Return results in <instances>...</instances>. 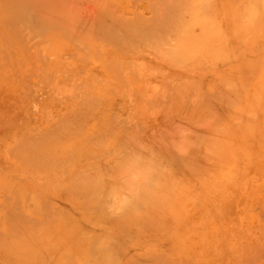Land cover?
Listing matches in <instances>:
<instances>
[{"label": "rangeland", "instance_id": "374dc122", "mask_svg": "<svg viewBox=\"0 0 264 264\" xmlns=\"http://www.w3.org/2000/svg\"><path fill=\"white\" fill-rule=\"evenodd\" d=\"M5 1L0 0V5L4 4L3 9L0 6V41H12L20 56L29 53L35 61L28 56L32 64L23 67L30 92L0 98V119L4 118L0 120V156L8 161L0 165V264H264V0H24L22 7L16 0L6 2L14 11L18 7L17 11H24L19 13L23 22L16 21L21 28L17 27L32 37L34 49L14 44L17 24L5 19L4 6L9 8ZM163 1L183 4V14L176 11L183 19L173 13L183 21L174 23L176 17L171 15L170 25L163 24L170 27V33L165 31L166 39L140 42L143 38L134 36L137 27L133 23L142 20V25L144 19H150L149 25L152 17L155 24L160 11L174 5H164ZM150 7L151 12L157 8L154 12L159 15L151 13ZM137 13H142L138 15L143 19L135 18ZM122 19L134 25L133 30L124 29L110 43V31L102 30L100 23L113 20L121 24ZM21 31L18 34L25 39ZM121 35L133 40L129 46L141 43L137 48L132 45L134 51L128 46L132 55L122 49L121 42L128 43L125 36L118 40ZM113 40L121 41L120 45ZM37 55L43 60H37ZM117 56L124 57L123 67L116 63ZM110 57L119 64H113L118 70L113 65L108 69L104 66ZM42 65H52L54 73H45L47 68ZM62 65L67 75L59 76ZM28 67L35 69L34 75ZM82 70L102 74L106 93L96 88L99 100L94 103L101 100L105 104H99L100 110L89 104L87 119L83 117L85 123H77L79 127L74 123L59 128L62 143L70 145L62 148L63 152L71 147L70 140L76 139L81 128L87 129L86 139L91 140L85 143L83 139V144L81 139L79 146L68 150V160L65 154L60 163L56 162L57 176L49 168L51 175L47 173L50 177L53 174L54 180L62 173L66 180L65 176L75 170L73 180H55L50 188L48 180L39 181L38 173L32 177L21 170L23 165L14 157L11 160L8 148L14 144L15 134L26 140L57 127L51 126L48 118L58 117L59 111L65 113L67 105L71 109L74 105L67 97L62 102L55 96L60 91L68 96L83 95L86 88L82 85L88 87L91 77L87 72L81 76ZM51 74L57 77L53 79ZM48 76L55 82L52 87L46 82L51 79ZM16 79L21 81L19 76ZM49 99L56 102L48 103L52 109L45 106ZM95 120L102 123L99 132H92ZM7 131L15 132L13 137ZM10 137L13 144L8 146ZM76 148L79 152L74 151ZM62 162L70 164L65 166L70 168L69 174L61 168ZM73 163L88 172L81 170V175L71 167ZM71 180L82 188H74ZM38 188L43 189L40 192ZM83 190L87 194L84 197ZM38 202L41 207L36 206ZM85 203H90L89 208ZM10 215L18 217L15 221L19 226L28 223L24 230L35 234V241L20 240L16 233L14 239L13 227L8 230L14 221Z\"/></svg>", "mask_w": 264, "mask_h": 264}, {"label": "bare ground", "instance_id": "6f19581e", "mask_svg": "<svg viewBox=\"0 0 264 264\" xmlns=\"http://www.w3.org/2000/svg\"><path fill=\"white\" fill-rule=\"evenodd\" d=\"M11 1H13V0H7V1H5L4 3H8V2H11ZM15 1V0H14ZM19 1V2H18ZM24 0H16V2H12L13 4L12 5H15V3L19 6V4L18 3H20V6L22 7V6H25V5H22V2H23ZM36 1V0H35ZM39 1V0H38ZM37 1V2H38ZM41 1V0H40ZM44 1V0H43ZM113 1V0H112ZM26 2V1H25ZM28 2V1H27ZM31 2V1H30ZM32 2H33V0H32ZM37 2H35V3H37ZM114 2V1H113ZM113 2H112V4H113ZM116 2V1H115ZM119 2V1H118ZM126 2H128L127 0H126ZM160 2H161V0H160ZM159 2V3H160ZM169 2V1H168ZM168 2L166 1L165 3H167L168 4ZM7 3H6V5H7ZM24 3V2H23ZM163 3H164V1H163ZM165 3H164V5H165ZM170 3V2H169ZM172 3H174V5L173 6H168V7H164L165 9L163 10V12H162V10L160 11L161 12V14L162 15H160V16H158L159 15V13H158V15L156 14V10H158L157 8H158V6L156 5V12H154V10H153V12H151L152 11V8H151V10H150V12L151 13H154L156 16H158L157 18H154V19H157V20H155V24H152V17H150L151 18V23L150 24H152V25H148V24H146L148 21L150 22V19H148V17L149 16H146L147 17V19H148V21L147 22H145V19H144V23H142V25L140 24L141 22H143L142 20L140 21V22H137V24H136V22H132L134 25H135V27H137V29H135V32H133L134 34H136V35H134V36H137V37H139V38H143V39H145V40H141L140 41V39L139 38H136V39H139L138 41H140V42H144V43H147V41L146 40H148L149 41V44L151 43V42H153V41H155L156 43L157 42H159L160 43V41H163V39H166L165 37H167L166 35H165V31H166V34H167V32L169 31V29H167L168 27H169V25H170V23L168 22V19H172V18H170L171 17V15L172 16H175V14H179V12H180V14H183V13H181V11H180V9L183 7V4L182 5H180V6H178L177 4H175V2H172L171 1V3L170 4H172ZM177 3V2H176ZM1 4H3V2L1 3ZM28 4H29V2H28ZM27 3H26V7L25 8H27L28 9V5ZM115 4V3H114ZM122 4V3H121ZM4 5V4H3ZM3 5H0L1 7L3 6ZM28 5V6H27ZM153 5V4H152ZM154 5V6H155ZM159 5V4H158ZM161 5H162V3H161ZM161 5H159L160 7H161ZM176 5V6H175ZM8 6V5H7ZM11 6V4L8 6L9 8H7L6 6H4V9H5V12L7 11V16H6V18L5 19H11L12 21H14V24L16 23L17 24V22H19L20 20L19 19H21V21L23 22V20H22V18H21V16H23L22 14L24 13V11H23V13L22 14H19L20 12L19 11H17V10H20V7H18V9L16 10V8H15V10L16 11H14V9L13 8H11L10 7ZM178 6V7H177ZM1 7H0V9H1ZM159 7V8H160ZM154 8V7H153ZM163 7H161V9H162ZM2 9H3V7H2ZM6 9H11V11L9 10H6ZM183 9V8H182ZM26 10V9H25ZM160 10V9H159ZM1 11V10H0ZM176 11H177V13H176ZM179 11V12H178ZM159 12V11H158ZM175 12V14L173 15V13ZM9 13V14H8ZM138 14H142V13H137V15H136V17H135V15L133 16V21H134V19L135 18H137V17H140ZM153 14V15H154ZM177 14V17H182V16H180V15H178ZM24 15H26V13L24 14ZM143 15V14H142ZM2 16V15H1ZM1 16H0V18H1ZM150 16H152V14L150 15ZM4 17H5V15H4ZM3 17V18H4ZM11 17V18H10ZM25 18L27 17V15L26 16H24ZM111 17V16H110ZM135 17V18H134ZM154 17V16H153ZM176 17V16H175ZM176 17V19H174V23H179V22H182V21H180L181 20V18H180V20H179V18H177ZM15 20H14V19ZM104 18V17H103ZM102 18V20L103 21H105L104 19ZM106 18V17H105ZM141 18V17H140ZM140 18H138V20H140ZM145 18V17H144ZM108 20L110 19V18H107ZM112 19H114V18H112ZM141 19H143V18H141ZM146 19V20H147ZM182 19H183V17H182ZM1 20H3L2 18L0 19V21ZM18 20V21H17ZM108 20H107V22H102L101 21V23H100V25H101V29L102 30H107V31H110V41H109V38H108V41L111 43L112 41V39H115L116 37H119V34L121 33V31H123L124 29H127V30H133L132 28H133V26H131L132 24L129 22V21H127V20H124V19H122V20H124V21H122V22H124V24L121 22V24H119V22L118 23H114V22H112L113 20H111V22H108ZM137 20V19H136ZM175 20H177L178 22H175ZM17 21V22H16ZM114 21H116V19H114ZM118 21V20H117ZM121 21V20H120ZM164 21H165V23H164ZM172 21V20H171ZM170 21V22H171ZM153 22H154V20H153ZM169 23V25L166 27L165 25H163V24H168ZM21 22H19L18 24H20ZM13 24V25H14ZM15 24V25H16ZM18 24L16 25V26H14V27H17L18 26ZM138 24H140V26L138 27V26H136V25H138ZM20 26V25H19ZM18 26V27H19ZM172 26V25H171ZM15 28V30H16V32L15 33H13V42H14V44L17 46V47H29L30 49L32 48V49H34V47H35V44H34V41H31L30 39L32 38H30V36L28 35H25L23 32V30L22 29H19V28H21V27H19V28ZM12 28H13V26H12ZM104 28V29H103ZM170 28V27H169ZM19 31H21L20 33H21V35L23 34V37L24 36H26V38L25 39H23L19 34H18V30ZM14 30V29H13ZM101 31V30H100ZM99 31V32H100ZM126 32V31H125ZM125 32H123V34H125ZM128 33V32H127ZM126 33V34H127ZM169 33H170V31H169ZM130 34V33H129ZM15 35V36H14ZM133 35H132V32H131V34L129 35L130 37H133ZM123 36H125V35H121L120 36V38L118 39V40H120ZM1 37V36H0ZM27 38H29V40L27 39ZM126 40H127V45L125 44L126 42V40L124 41L125 43H123V41L121 42L124 46L126 45V48L128 49L129 47L131 48H133L132 49V51H134L135 50V48L134 47H136V45H138V44H141V43H136L135 41H137V40H135L134 42L136 43V44H131L132 43V41L133 40H131V38H130V40H129V37H124ZM39 39V38H38ZM117 39V38H116ZM115 39V40H116ZM134 39V38H133ZM115 40H113V44H116V45H120L118 42L116 43L115 42ZM122 40H123V38H122ZM26 41V42H25ZM129 41L131 42L130 43V46H129ZM151 41V42H150ZM165 41V40H164ZM115 42V43H114ZM133 42V43H134ZM12 43V41H4L3 39H1V41H0V89H3L2 91L0 90V98H3L5 95H11V94H13V93H17L18 92V94H24V96H25V94H27V90L29 89L28 87H30L29 86V82L28 81H24V79H23V76L25 75V71H24V65H25V67L26 66H30V64H32V62L30 61L31 60V58H33V57H31L30 55H32V54H29V53H27V54H24L23 56H20L19 55V53L18 52H16L15 51V47H14V45L13 44H11ZM25 43V44H24ZM123 45H121L120 47L123 49V50H125L126 52L128 51H130V53H129V55L132 53L131 52V49H124V46ZM134 47H133V46ZM129 46V47H128ZM121 48H119V49H121ZM137 48V47H136ZM25 49H27L28 50V48H25ZM122 50V51H123ZM124 51V52H125ZM30 52V51H29ZM127 52V53H128ZM37 53H40L39 52V50H37ZM127 53H126V55H127ZM133 54V53H132ZM131 54V55H132ZM135 54H136V52H135ZM34 55V54H33ZM109 55V54H108ZM119 55H120V53H119ZM137 55V54H136ZM28 56H30L31 58H29ZM38 57H39V59L38 58H36L37 60H40L41 59V61L43 60L42 58H40V56L39 55H37ZM109 56H111V55H109ZM128 56V55H127ZM135 56V55H134ZM134 56H132V58H134ZM90 57V56H89ZM136 57V56H135ZM107 59H108V57H106ZM123 59H124V57H122ZM122 58H120L119 59V57L117 56L116 58H115V60H117V59H119L116 63H118L119 62V64H120V62H121V65H122V61H123V59ZM125 58H126V56H125ZM131 58V59H132ZM34 60H32V61H35V58H33ZM45 59V58H44ZM86 61H89L88 60V57L86 58H84ZM95 59V58H94ZM106 59V61H108ZM112 59V57H110V62H112V63H110V62H105L104 63V66L108 69V67H110L111 65H115V61H114V58H113V60H111ZM122 59V60H121ZM130 59V58H129ZM142 59V58H141ZM53 60V59H52ZM121 60V61H120ZM133 60V59H132ZM132 60H130V62L132 61ZM137 60V59H136ZM136 60H135V62H136ZM45 61H47V62H45V64L47 65V63H48V60H45ZM54 61V60H53ZM86 61H84L83 63H86ZM91 61V60H90ZM89 61V62H90ZM105 61V60H104ZM129 61V60H128ZM51 62V61H50ZM60 62V61H59ZM64 62V61H63ZM130 62H126V63H130ZM125 63V65H127L128 67H129V65L128 64H126ZM137 63H138V61H137ZM136 63V64H137ZM33 64H35V63H33ZM52 64V63H51ZM65 66L67 65V62L65 61ZM87 64V63H86ZM119 64H116L115 66H118ZM124 64V63H123ZM94 65V64H93ZM96 65V68H98L97 67V65L98 64H95ZM113 65V66H114ZM43 66V65H42ZM41 66V68H40V70L45 66H43L42 67ZM65 66L63 67V65H62V67H63V69H61V71H60V74H59V76L60 75H67V70H66V68H65ZM87 66H89V68H90V65H87ZM92 66V65H91ZM103 66V67H104ZM115 66H114V68H115ZM131 66V65H130ZM46 67V66H45ZM45 67L43 68V69H45ZM52 65H50L49 67H46L47 69H45L46 71H45V73H52L53 72V70H52ZM112 67V66H111ZM120 67H123V65L122 66H120L119 65V68ZM134 67V69L136 68L135 67V65L133 66ZM99 68H102V66H99ZM113 68V67H112ZM112 68H109V69H112ZM125 68V67H124ZM88 69V68H87ZM92 69V68H91ZM128 69V68H127ZM30 69H29V67H28V71H29ZM32 70V69H31ZM30 70V71H31ZM34 71H35V69H33ZM39 70V69H38ZM106 70V69H105ZM115 71L116 70H118V67L117 68H115L114 69ZM34 71H31V72H33V75L35 74V72ZM89 72L91 71V70H88ZM88 71L86 70V71H83L82 70V72L83 73H81L80 72V75L82 76V74H84V72H87V74H89L88 73ZM109 71V70H108ZM108 71H103V72H107L108 73ZM113 71V69L111 70V74L112 73H115V72H112ZM40 72H42V71H40ZM40 72H38V74L40 73ZM118 72V71H117ZM117 72H116V74H117ZM29 73V72H28ZM43 73V72H42ZM45 73H43V74H45ZM54 73V72H53ZM31 74V73H30ZM42 74V75H43ZM49 74H47V75H49ZM109 74H110V72H109ZM27 75V74H26ZM25 75V76H26ZM47 75L44 77V78H46L47 77ZM51 75H53V74H51ZM86 75V74H85ZM100 75H102V74H100V73H94V72H92L91 74H89L88 75V77H91V81H89V83L87 84V86L88 87H86V86H84V85H82L84 88H86V90H85V93L83 94V95H81V96H74V95H70V96H68V95H66V94H64L62 91H60L59 92V95H56L55 97L58 99V101H62L64 98L66 99V97H67V99H71V105H72V103H73V108L71 109V108H69V106H70V104H69V106L67 105V111H65V113H60V111H59V116L57 117H50V118H48V121L51 123V126H57V127H55V128H50L49 129V124L47 123V121H45L47 124H48V131L46 132V134L44 135V136H41V135H39V133H40V131L38 132V135H36L35 134V136L34 137H32V138H30L29 137V139H26V140H21V137H15L16 136V134L14 135V138H13V140H14V144L10 141V140H12V138L11 137H13V134L15 133V132H8L9 131V129H8V133L10 134V133H12L11 134V137L9 138V139H7V140H9L8 141V146H9V144H13L12 146H10V148H8V155H9V157H12V159L11 160H13V157H14V161L15 160H17V162L19 163V164H21V165H23V166H21V170H23V169H25V170H27L25 173H27V172H30V173H28L29 175H34L35 173H36V177H37V173L39 174V181H47L48 183V185L50 186V188H51V186H52V184H54V182H55V180H54V177H53V174L55 173L56 174V169H54L56 166H55V164H56V162H59L60 163V161H62V160H60V158L62 159V157L63 156H65V154H67L65 157H66V159L65 160H68V158H69V156L70 155H68V153H70V151H68V150H70V148L72 147V148H75L76 147V145H77V143H78V141H80L81 139V143H83V139H86V136L88 135L87 133V129L85 128H83L84 129V131L83 130H81L80 129V132H79V134L76 136V139H71L70 140V144H71V147L70 148H67L64 152L63 151H61V149L62 148H66V147H69V146H67L66 144H68V142L65 144V142L64 143H62V141H61V139L64 137H62L61 138V136H60V132H59V128L62 126H65V128H66V126H70L71 124H74V123H76V127L78 126L77 125V123L78 124H80L81 122H82V120L84 119L83 117H85L86 119H87V115H88V109H90L89 107H88V105L90 104L91 106L93 105H96L95 103H97V99L99 100V97H98V95L96 94V88H98V90H101V91H103V89H104V87L106 86V85H104L103 83H102V81L103 80H100V77H102V76H100ZM118 75H119V73H118ZM118 75H116L117 76V78H118ZM19 76V79L21 80V81H19V80H17L16 78ZM28 76V75H27ZM50 76V75H49ZM48 76V77H49ZM54 77H52L53 79L55 78V77H57L56 75H53ZM115 76V77H116ZM119 76H121V75H119ZM29 77V76H28ZM38 77V76H37ZM42 77V76H41ZM51 77H49V78H51ZM64 77V76H63ZM67 77V76H66ZM65 77V78H66ZM106 77V78H105ZM108 77L109 76H107V74H106V76H104V78L107 80L108 79ZM113 77V76H112ZM27 78V77H26ZM52 78L48 81V78L46 79L47 81L46 82H48V86H50V87H52L51 85V83H55V82H53V80H52ZM103 78V77H102ZM43 79V78H42ZM111 79V78H110ZM109 79V80H110ZM114 79V78H113ZM45 80V79H44ZM106 80H104L105 82H107ZM112 80V79H111ZM110 80V81H111ZM118 80V79H117ZM38 81V80H37ZM52 81V82H51ZM39 82H40V80H39ZM118 82H120V81H118ZM33 83V82H32ZM42 83H44V81L42 82ZM110 83V82H109ZM112 83V82H111ZM98 84H101V86L100 87H98ZM41 85V84H40ZM45 85H46V83H45ZM96 85H97V87H96ZM47 86V85H46ZM45 86V87H46ZM47 86V87H48ZM31 87H33V86H31ZM46 87V88H47ZM107 87V86H106ZM36 88V87H35ZM27 89V90H26ZM6 90L8 91V92H6ZM30 90V89H29ZM109 90H110V87H109ZM111 90H113V89H111ZM33 91V90H32ZM100 91V92H101ZM30 92V91H29ZM28 92V93H29ZM103 92H105V91H103ZM35 93V92H34ZM34 93H33V95H34ZM106 93V92H105ZM93 94H95L96 96H94ZM99 94V93H98ZM30 96H31V94H30ZM36 96V95H35ZM34 96V97H35ZM53 96H54V94H53ZM104 96V95H103ZM103 96H101V99L103 98ZM110 96V95H109ZM95 97H97V98H95ZM29 98H31V97H29ZM26 99V98H25ZM55 99V98H54ZM54 99H49V100H47V104L45 103V106L46 107H48V103H49V105H51L52 104V102L53 101H51L50 102V100H54ZM28 100V99H27ZM31 100H33V99H31ZM30 100V101H31ZM36 99H34L33 101H35ZM68 100V101H69ZM32 101V102H33ZM37 101V100H36ZM45 101V100H44ZM58 101H57V103H58ZM66 101V100H65ZM54 102H55V100H54ZM54 102H53V104H54ZM63 102V101H62ZM95 102V103H94ZM44 103H43V105H44ZM56 103V102H55ZM101 103H104L103 101H99V104H101ZM25 104V103H24ZM61 104V103H60ZM99 104H97V105H99ZM105 104V103H104ZM43 105H42V107H43ZM62 105H63V103H62ZM96 105V107H100V105L99 106H97ZM53 106V108H54V105H52ZM13 107V106H12ZM15 107V106H14ZM18 107V106H17ZM27 107H28V105H27ZM27 107H26V109H27ZM50 107V109H52L51 108V106H49ZM48 107V108H49ZM71 107V106H70ZM86 107H88V109L86 110ZM16 108V107H15ZM24 108V107H23ZM93 108V107H92ZM25 109V108H24ZM42 109H44V107L42 108ZM59 109V108H58ZM65 109V110H66ZM100 109H102V108H99V110ZM97 110V109H96ZM3 111V110H2ZM17 108H16V110H15V113L16 114H18L17 113ZM26 111V110H25ZM24 111V112H25ZM44 111H46L47 112V108L46 109H44ZM43 111V112H44ZM95 111V110H94ZM27 113H28V111H26ZM25 112V113H26ZM46 112H44V113H46ZM48 112H49V110H48ZM47 112V113H48ZM56 112H58V111H56ZM55 112V113H56ZM63 112V111H62ZM92 112V111H91ZM91 112H90V114H91ZM13 113H14V111H13ZM14 113V114H15ZM24 113V114H25ZM44 113H42V115H44ZM102 114H104V112H101ZM1 114H3L4 115V113H2L1 112ZM10 114H11V112H10ZM9 114V115H10ZM16 114L14 115V116H16ZM29 114V113H28ZM57 114V115H58ZM30 115H32V114H30ZM48 115V114H47ZM46 115V116H47ZM50 115H51V113H50ZM49 115V116H50ZM4 116H6V115H4ZM45 116V117H46ZM96 117V116H95ZM95 117H93V116H90V117H88V118H94V119H96ZM7 118V117H6ZM32 117H30V119H31ZM34 118V117H33ZM42 118V117H41ZM2 119H4V118H1L0 120H2ZM44 119H46V118H44ZM28 120V119H27ZM100 120V119H99ZM19 121L20 122H22L20 119H19ZM20 122H19V124H20ZM25 123H26V121H24ZM28 122V121H27ZM41 122H42V120H41ZM44 122V124L46 125V123ZM95 122L97 123V125L96 126H94V128H92L91 127V129H92V132H93V130H96L97 131V129H99V126L102 124V123H100L101 122V120H100V122H98V120H95ZM25 123L23 124L24 126H25ZM32 123V122H31ZM40 123V122H39ZM43 123V122H42ZM82 123H85V122H82ZM1 124V123H0ZM3 124V123H2ZM43 124V125H44ZM3 125H6V124H3ZM3 125H2V127H3ZM20 125H22V124H20ZM87 125V124H86ZM103 126H104V124H103ZM0 127H1V125H0ZM71 127V126H70ZM72 127H74V126H72ZM79 127V126H78ZM80 127H81V125H80ZM35 128H38L37 126H35ZM103 128V127H102ZM1 129V128H0ZM3 129H5L4 127H3ZM30 129H32V128H29V130ZM47 129V128H46ZM71 129V128H70ZM78 129V128H77ZM104 129V128H103ZM107 130H108V128H106ZM33 130V129H32ZM38 130H39V128H38ZM73 130H74V128H73ZM76 130V129H75ZM85 130H86V132H85ZM4 131V130H3ZM31 131V130H30ZM35 131H37V129L35 130L34 129V132ZM71 131V130H70ZM91 131V130H90ZM58 132H59V134H58ZM61 132H62V130H61ZM97 132H99V131H97ZM103 132V131H102ZM105 132H106V130H105ZM8 133H6V135L8 134ZM24 133V132H23ZM30 133V132H29ZM32 134H33V132H31ZM30 133V134H31ZM45 132H43V134H44ZM69 133V132H68ZM76 133H77V131H76ZM108 133V132H107ZM106 133V134H107ZM110 133V132H109ZM27 134H28V132H27ZM31 134V135H32ZM41 134V133H40ZM62 134V133H61ZM74 134H75V131H74ZM91 134H93V133H91ZM90 134V136L92 137V135ZM99 133H97V135H98ZM106 134L105 133H103V135H105L106 136ZM6 135H4V137L6 136ZM20 135V134H19ZM34 135V134H33ZM63 135H65V133L63 134ZM72 135H73V133H72ZM71 135V136H72ZM96 135V136H97ZM99 135H101V131H100V134ZM98 135V136H99ZM3 136V135H2ZM21 136V135H20ZM24 136H26L25 134H24ZM30 136V135H29ZM68 136H70V134L68 135ZM4 137H2L3 139H6V138H8L9 137V135L6 137V138H4ZM102 137V136H101ZM101 137L99 136V138L101 139ZM104 137V136H103ZM27 138H28V136H27ZM24 139V138H23ZM68 139H70L69 137H68ZM67 139V140H68ZM89 139V138H88ZM88 139H86V142L85 143H88L87 141H90V140H88ZM99 139V140H100ZM0 140H1V137H0ZM64 140V139H63ZM98 140V141H99ZM101 141V140H100ZM99 141V142H100ZM1 143H2V140L0 141ZM9 142H11V143H9ZM102 142V141H101ZM65 145V147H64V145ZM84 144V143H83ZM63 145V146H62ZM87 145V144H86ZM5 146H6V144H5ZM77 146H79V145H77ZM87 146H89V145H87ZM92 147H93V145H91ZM0 147H2V146H0ZM6 148V147H5ZM80 148V147H79ZM97 148V147H96ZM96 148H94V150H96ZM87 149V148H86ZM98 149V148H97ZM6 150H7V148H6ZM72 150V149H71ZM68 151V152H67ZM74 151L75 152H77L78 151V148H76V149H74ZM2 152H3V150H2ZM5 152V151H4ZM3 152V153H4ZM79 152V151H78ZM71 153H73V151L71 152ZM1 154V153H0ZM81 154V153H80ZM72 155V154H71ZM74 155V154H73ZM76 155V154H75ZM74 155V156H75ZM4 156V155H3ZM79 156V155H78ZM5 157V156H4ZM64 157V158H65ZM5 159V158H4ZM3 159V157L2 156H0V165H2L3 163H6V159H7V157H6V159H5V162L3 161L4 160ZM72 159H74V157L72 158V156H71V161H72ZM64 160V161H65ZM75 160V159H74ZM74 160L72 161V162H74ZM71 161H69L70 163H71ZM8 162V161H7ZM16 162V163H17ZM68 161H66V163H67ZM15 163V162H14ZM15 163V164H16ZM24 163V164H23ZM63 163V162H62ZM62 163H61V165L60 166H62L61 168H64V170L67 168V167H65L66 165L68 166V167H70L68 164H65V163H63V165H62ZM11 164L12 163H10V166H11ZM12 165H14V164H12ZM58 165V164H57ZM74 163L73 164H71V167L72 168H74V169H76L77 170V172L78 173H81V175H82V171H85V172H88V171H86V170H84V168H83V170L82 169H80L79 167H77V168H79V170L76 168V166L74 165ZM4 166V165H3ZM12 167H14V166H12ZM16 168L18 167L17 166V164H16V166H15ZM14 167V168H15ZM19 168V167H18ZM45 168H48V169H45ZM51 169V171L52 170H54L53 172H51L50 171V169ZM58 169L60 168V167H57ZM60 168V169H61ZM71 168V169H72ZM73 169V170H74ZM10 170V169H9ZM13 170V169H12ZM21 170H19V171H21ZM47 170V171H46ZM63 170V169H62ZM66 170H68V169H66ZM69 170H70V168H69ZM69 170L68 171H66V173L67 174H69ZM82 170V171H81ZM89 170V169H88ZM17 171V170H16ZM60 172V170H57V172ZM72 171V170H71ZM75 171V170H74ZM74 171H72V175H73V177H74ZM2 172V170L0 169V173ZM53 173L52 174V176L50 177V175H51V173H50V175L48 174V173ZM58 172V173H59ZM62 172V171H61ZM65 172V171H64ZM76 172V173H77ZM89 172H91V171H89ZM100 172V171H99ZM11 173H12V171H11ZM33 173V174H32ZM46 173H47V178H46ZM54 174V175H55ZM88 174H90L91 175V173H88ZM1 175V174H0ZM58 174H56V176H57ZM59 175H61V174H59ZM71 175V176H72ZM77 175V174H76ZM81 175H79L78 174V176H79V178H80V176ZM85 175H87V174H83V176H85ZM89 175V176H90ZM2 176V175H1ZM4 176V175H3ZM65 176V175H64ZM68 175H66L65 177L67 178L66 180H68V178H70L71 176H70V174H69V177H67ZM78 176H76V178L78 177ZM88 176V177H89ZM32 177H34V176H32ZM50 177V178H49ZM60 177H63V173H62V176H59V180H56V181H66L65 180V178L63 177V179H60ZM73 177H71L72 178V180H73ZM86 177V179H89V178H87V176H85ZM58 178V177H57ZM74 178L76 181H78L79 180V178ZM36 179V178H35ZM38 179V178H37ZM85 179V180H86ZM72 180L71 181H69V182H71V184H75V183H72ZM84 180V179H83ZM39 181H38V184H40V186H42V187H44L43 186V182L41 183H39ZM54 181V182H53ZM76 181H74V182H76ZM82 181V180H81ZM51 182H52V184H51ZM80 182V181H79ZM56 183V182H55ZM58 183V182H57ZM65 183V184H64ZM64 183H62L63 185L62 186H65L66 185V182H64ZM76 183H78V182H76ZM42 184V185H41ZM44 185H45V183H44ZM47 185V186H48ZM59 185V186H58ZM58 185H56V186H58V187H60L61 185H60V183H58ZM67 185H69V183H67ZM78 184H75V185H73V187L75 186H77ZM48 186V187H49ZM78 186H81V185H78ZM78 186H77V188H78ZM83 186V185H82ZM82 186L80 187V188H82ZM48 187H47V189H48ZM66 187V186H65ZM68 187H70V186H68ZM73 187H72V190H73ZM74 187V188H75ZM49 188V189H50ZM53 188V187H52ZM41 189H43V188H41ZM41 189L39 190V188H38V191H40L41 192ZM45 189V188H44ZM46 190V189H45ZM81 190V189H80ZM43 191V190H42ZM74 191V190H73ZM72 191V192H73ZM87 190H85V192H86ZM74 192H76V191H74ZM81 193H83V197H84V195H87V194H84V190L81 192ZM31 194H32V192H31ZM74 194V193H73ZM75 195V194H74ZM22 196V195H21ZM26 196H27V194H26ZM88 197V196H87ZM23 198V197H22ZM51 198V197H50ZM50 198H48L49 200H50ZM21 199V198H20ZM27 199V198H26ZM32 199V198H31ZM43 199V198H42ZM23 200V199H22ZM29 200V199H28ZM27 200V201H28ZM33 200V199H32ZM47 200V199H46ZM94 200V199H93ZM47 202V201H46ZM49 202V201H48ZM51 202V201H50ZM92 202V201H91ZM34 203V202H33ZM95 203V202H94ZM109 203V202H108ZM40 203L38 202V204L36 205V203H35V205L36 206H38ZM43 204H44V201H43ZM46 204H48V206H49V203H46ZM90 204V203H89ZM89 204L88 205H86V203H85V207H87L88 206V208H89ZM92 205H94L93 204V202L91 203ZM40 206V205H39ZM41 207V206H40ZM92 207V206H91ZM16 208H17V206H16ZM21 209V208H20ZM41 209V208H40ZM49 209H51V208H49ZM53 209V208H52ZM22 210V209H21ZM42 210H43V208H42ZM44 210L46 211V210H48V209H45L44 208ZM54 210V209H53ZM49 211V210H48ZM47 211V212H48ZM16 212V211H15ZM19 212V211H18ZM53 212H55V210L53 211ZM61 212V211H60ZM49 213V212H48ZM55 214H57V212L55 213ZM10 218H11V220H14V221H11L12 223L13 222H15V223H13V225H11L10 223H9V229L8 230H10V227H13L12 228V233H13V235L16 233L18 236H20L19 237V239L20 240H32V241H35V239L34 238H36V236L34 237V235L31 233V232H29V231H25L24 230V227H25V229H27V224L28 223H21V225L23 224V229H22V226L20 227L16 222H18V221H15V220H19L18 219V217H14V218H12V215H10L9 216ZM36 222V221H35ZM34 222V223H35ZM40 223V222H39ZM20 224V223H19ZM36 225H37V223H36ZM41 225V224H40ZM43 225V224H42ZM31 227H29V229H30ZM41 228V227H40ZM32 229V228H31ZM30 229V230H31ZM39 229V228H38ZM18 230H21V231H23V232H21V234H20V232L18 231ZM11 231V230H10ZM9 231V232H10ZM33 231V230H32ZM36 231V230H35ZM2 231H0V233H1ZM8 232V233H9ZM10 234V233H9ZM16 234H15V238L14 239H16ZM2 235V234H1ZM3 235H4V232H3ZM2 235V236H3ZM6 236H7V234H5ZM11 235V234H10ZM13 235H11V236H13ZM17 236V237H18ZM27 236V237H26ZM22 237V238H21ZM3 238V237H2ZM8 238V237H7ZM18 239V240H19ZM29 242V241H28Z\"/></svg>", "mask_w": 264, "mask_h": 264}]
</instances>
